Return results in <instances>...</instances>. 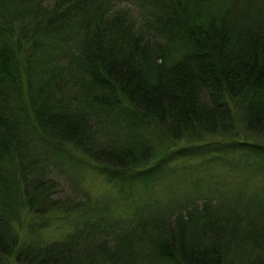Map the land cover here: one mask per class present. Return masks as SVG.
I'll return each instance as SVG.
<instances>
[{
	"label": "trees",
	"instance_id": "1",
	"mask_svg": "<svg viewBox=\"0 0 264 264\" xmlns=\"http://www.w3.org/2000/svg\"><path fill=\"white\" fill-rule=\"evenodd\" d=\"M239 130L264 140V0H0V264H264L262 191L119 214L62 190L84 162L122 194L186 157L264 173ZM66 208L64 239L20 242L22 210Z\"/></svg>",
	"mask_w": 264,
	"mask_h": 264
},
{
	"label": "rangeland",
	"instance_id": "2",
	"mask_svg": "<svg viewBox=\"0 0 264 264\" xmlns=\"http://www.w3.org/2000/svg\"><path fill=\"white\" fill-rule=\"evenodd\" d=\"M240 135L249 142L264 143L260 138L251 137L242 130ZM205 142L219 141L216 138L207 137ZM183 141L175 144L183 147ZM231 157L223 156L218 160L213 154L199 156L193 159L183 158L172 166L171 172L164 174L155 184L130 189L125 188L121 192L120 185L110 183L100 168H94L93 164L86 162L80 166L72 178L68 180L66 175L61 178L64 195L71 199L79 200L84 196H90L93 200H109L116 213H127L135 206L149 205L154 202H166L173 196L184 197L187 195H208L222 191L227 194L235 190L244 191L259 190L264 192V173L243 172L239 168L240 163L234 160L237 166L226 164ZM70 174V173H69ZM74 184V186H73ZM78 224L76 214L69 208L50 212L46 217L32 216L25 210L21 211V217L15 228L18 231L20 242H28L32 239L29 229L35 227L38 230V239L41 243L54 242L64 239V236ZM5 260V259H4ZM2 264H13L12 261H4Z\"/></svg>",
	"mask_w": 264,
	"mask_h": 264
}]
</instances>
